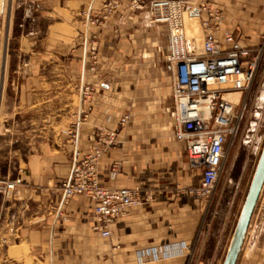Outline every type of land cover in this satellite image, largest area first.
Returning a JSON list of instances; mask_svg holds the SVG:
<instances>
[{
  "label": "crops",
  "instance_id": "0c3cea01",
  "mask_svg": "<svg viewBox=\"0 0 264 264\" xmlns=\"http://www.w3.org/2000/svg\"><path fill=\"white\" fill-rule=\"evenodd\" d=\"M184 1L216 4L236 33L238 26L253 30L248 15L260 21L264 14V0ZM99 9L93 0H0V264H204L200 200L183 192L200 178L192 182L190 164L166 172L150 146L111 147L101 159L105 183L140 189L143 199L111 224L109 238L93 229L98 220L90 200L74 196L63 204L61 184L76 150L70 132L79 117L78 147L87 154L99 135L106 140L118 129L119 112L135 102L137 89L120 88L126 67L140 64L142 79L168 84V33L149 23L148 7L123 0L104 27L88 32L80 13ZM198 18L185 16L186 36L201 49L203 37L193 32L205 15ZM239 36L245 46L261 43L252 33ZM84 86L95 91L82 104ZM147 89L142 92L160 90ZM170 109L174 125L173 102ZM115 162L120 172L112 181Z\"/></svg>",
  "mask_w": 264,
  "mask_h": 264
},
{
  "label": "built area",
  "instance_id": "2783aa9c",
  "mask_svg": "<svg viewBox=\"0 0 264 264\" xmlns=\"http://www.w3.org/2000/svg\"><path fill=\"white\" fill-rule=\"evenodd\" d=\"M100 3L99 12L83 11L85 26L104 27L120 10L123 0H93ZM148 7L150 24L165 27L168 45L165 61L171 70V97L174 109V137L185 146L190 166L198 172L197 187L183 190L201 201H208L223 173L227 159V145L236 132L240 101L231 94L248 92L264 55V47L245 46L235 31L225 26V15L214 3L193 4L184 0H131V7ZM196 12H198L196 14ZM200 20L204 30L202 48L197 50L186 36L185 16ZM93 66L97 55L92 52ZM94 88L84 86L81 103H89ZM81 116L71 128V139L76 146L72 172L62 182L63 204L74 196L87 198L93 204L98 223L94 230L103 238L111 236L110 226L127 211L142 203L140 189L115 188L105 183L100 174L104 154L115 144V136L105 140L98 136L92 150L83 154L78 147ZM120 172V163L111 168V180ZM16 183L8 184L13 190ZM158 253H153L157 259Z\"/></svg>",
  "mask_w": 264,
  "mask_h": 264
},
{
  "label": "rangeland",
  "instance_id": "374dc122",
  "mask_svg": "<svg viewBox=\"0 0 264 264\" xmlns=\"http://www.w3.org/2000/svg\"><path fill=\"white\" fill-rule=\"evenodd\" d=\"M254 17V15H248L245 19L252 24L253 30L244 31L241 26H238L236 31L242 36L252 33L253 36L260 37V45L264 47V14L259 16L260 21L254 20ZM195 31L197 32L193 33L203 37L204 33L199 23ZM196 48L201 50L199 47ZM141 66L130 64L124 69L122 76L125 77L120 79L124 82L121 89L128 92L135 89L137 92L141 90V95L136 94L137 92L132 93L131 96L135 100L133 105L119 112L118 129L111 134L116 138L112 147L127 151L129 147L150 146L166 172L173 173L176 168L189 165V162L184 148L173 138L175 126L171 117L172 109L166 111L172 103L171 70L169 69L168 75H165L168 81L165 85L161 79H153L152 83L148 79H142ZM164 85L168 90L163 88ZM150 87L160 89L159 93L144 94L142 92ZM129 137L143 142L130 143ZM263 145L264 55L249 91L241 95L236 132L230 138L226 148L227 159L221 178L211 198L208 201L200 200V210L204 214L200 229L202 237L200 242L204 241L201 253V260L203 259L204 264H223ZM199 178L198 173L193 171L190 173L193 183H196ZM238 264H264V190Z\"/></svg>",
  "mask_w": 264,
  "mask_h": 264
},
{
  "label": "water",
  "instance_id": "95a60500",
  "mask_svg": "<svg viewBox=\"0 0 264 264\" xmlns=\"http://www.w3.org/2000/svg\"><path fill=\"white\" fill-rule=\"evenodd\" d=\"M198 12H196L197 14ZM264 190V145L256 165L247 196L230 240L223 264H238L250 225Z\"/></svg>",
  "mask_w": 264,
  "mask_h": 264
},
{
  "label": "bare ground",
  "instance_id": "6f19581e",
  "mask_svg": "<svg viewBox=\"0 0 264 264\" xmlns=\"http://www.w3.org/2000/svg\"><path fill=\"white\" fill-rule=\"evenodd\" d=\"M195 18H197V19L199 20L198 17H195ZM229 98H230L231 100H233L235 103H237V102L240 101V94H231V95H229ZM64 207H65V206H64Z\"/></svg>",
  "mask_w": 264,
  "mask_h": 264
}]
</instances>
